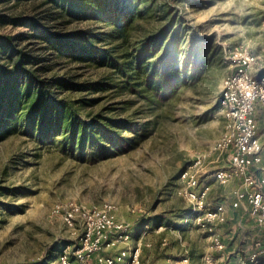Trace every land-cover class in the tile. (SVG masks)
<instances>
[{
    "label": "rangeland",
    "instance_id": "1",
    "mask_svg": "<svg viewBox=\"0 0 264 264\" xmlns=\"http://www.w3.org/2000/svg\"><path fill=\"white\" fill-rule=\"evenodd\" d=\"M159 4L164 6L160 11ZM7 12L0 7V14ZM89 25L104 26L101 21ZM162 29H167L164 35ZM19 30L27 29L0 22V33ZM130 39L129 50L150 40L151 55L169 63L187 62L184 85L170 101L154 106L134 94L85 93L102 99L94 111L104 109L108 116L140 125L137 134L121 129L127 143L106 153L89 148L84 155L72 154L19 129L2 136L0 264H36L45 259L46 264H58L63 248L79 246L82 232L75 233L52 215L56 205L68 200L115 204L119 220L137 235L147 231L158 247L164 231L159 229L161 220L193 219L192 208L176 192L179 176L194 154L209 149L223 131L220 97L224 80L234 71L227 59L231 52L248 46L264 65V0H151L150 11L139 19ZM81 71L85 78L103 72L87 66ZM218 196L211 200L223 201ZM188 225L187 239L191 243L194 239L195 251L203 252L196 264H208L206 253L223 263L229 260L224 259L225 249L212 247L208 232L194 222ZM223 227L218 228L220 235ZM243 250L238 257L234 253L231 264H250V249Z\"/></svg>",
    "mask_w": 264,
    "mask_h": 264
},
{
    "label": "trees",
    "instance_id": "2",
    "mask_svg": "<svg viewBox=\"0 0 264 264\" xmlns=\"http://www.w3.org/2000/svg\"><path fill=\"white\" fill-rule=\"evenodd\" d=\"M0 7L8 11L0 22L27 29L0 33V138L19 129L72 154L106 153L127 143L121 129L137 134L140 125L94 111L102 99L85 93L134 94L154 106L170 101L186 81L187 62L151 55L150 40L129 50L151 0H0ZM92 21L104 26L93 29ZM86 66L103 72L85 78Z\"/></svg>",
    "mask_w": 264,
    "mask_h": 264
},
{
    "label": "built area",
    "instance_id": "3",
    "mask_svg": "<svg viewBox=\"0 0 264 264\" xmlns=\"http://www.w3.org/2000/svg\"><path fill=\"white\" fill-rule=\"evenodd\" d=\"M227 59L234 71L221 91L223 131L209 149L194 154L176 191L192 208L195 224L209 233L216 251L225 249L218 228L226 224L230 208L247 207L264 229V157L257 121L258 108L264 111V68L261 56L245 45L236 47ZM234 179L240 185L227 200H211L210 180L224 185ZM52 215L75 233L82 232L79 246L68 245L59 252L58 264H141V248L129 245L131 229L119 220L115 204L68 200L56 205ZM205 259L208 264H224L210 254ZM247 261H264L263 237L255 239Z\"/></svg>",
    "mask_w": 264,
    "mask_h": 264
},
{
    "label": "crops",
    "instance_id": "4",
    "mask_svg": "<svg viewBox=\"0 0 264 264\" xmlns=\"http://www.w3.org/2000/svg\"><path fill=\"white\" fill-rule=\"evenodd\" d=\"M262 66L264 68V65ZM257 121L264 157V111L260 108L257 111ZM210 181L213 186L211 198H215L219 194L218 199L220 200H227L232 195V192L240 185L238 179H234L224 185H220L214 180ZM192 220L189 221L185 217H181L180 220L175 222L165 219L161 220L159 222V229L164 231L161 233L159 247L154 244L155 241L150 239L147 231H142L137 235L136 231H132L131 228L132 237L129 245L131 247L140 246L141 264H196L198 258L203 256V252L199 253L195 251L196 243L194 239L192 243L187 239L186 230L188 229V224L194 222ZM223 228L224 230L221 231L220 237L225 243V250L222 253L224 254V259H229L228 261L225 260V264L226 262L227 264L233 263L234 253H237L238 257L242 251H245L243 248H247V250L251 249L255 239H259L260 232L263 231L250 216L247 207L238 210L230 208L227 222ZM226 252H228L227 255ZM213 253L216 255V252ZM207 254L209 253H206L205 256ZM231 255L233 257L230 259Z\"/></svg>",
    "mask_w": 264,
    "mask_h": 264
}]
</instances>
